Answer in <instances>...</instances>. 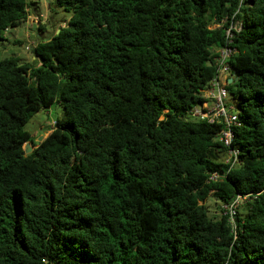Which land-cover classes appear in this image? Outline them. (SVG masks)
Listing matches in <instances>:
<instances>
[{
    "label": "trees",
    "instance_id": "16d2710c",
    "mask_svg": "<svg viewBox=\"0 0 264 264\" xmlns=\"http://www.w3.org/2000/svg\"><path fill=\"white\" fill-rule=\"evenodd\" d=\"M32 4L0 0V41ZM59 8L70 17L34 47L35 65L0 60V264H264V0ZM226 46L231 170L223 125L188 116ZM55 102L62 116L39 142L26 124ZM238 195L232 226L224 205Z\"/></svg>",
    "mask_w": 264,
    "mask_h": 264
},
{
    "label": "rangeland",
    "instance_id": "374dc122",
    "mask_svg": "<svg viewBox=\"0 0 264 264\" xmlns=\"http://www.w3.org/2000/svg\"><path fill=\"white\" fill-rule=\"evenodd\" d=\"M55 0H33L32 6L29 8L31 15L29 19L17 27L10 28L5 32V40L0 41V60L9 57H18L21 63L36 64L33 53L34 47L39 41H44L53 36L57 29L65 27L70 17V13L60 8L53 9ZM56 9V8H55ZM39 18L42 20L39 21ZM30 47V49H27ZM62 106L55 102L49 108H43L36 113L26 124V129L31 132L37 140L42 136L46 138L52 131L57 118L62 116ZM26 147V146H25ZM34 149V147H33ZM210 213L219 216L220 200L214 196H210L206 202ZM243 210V204L240 207Z\"/></svg>",
    "mask_w": 264,
    "mask_h": 264
},
{
    "label": "built area",
    "instance_id": "2783aa9c",
    "mask_svg": "<svg viewBox=\"0 0 264 264\" xmlns=\"http://www.w3.org/2000/svg\"><path fill=\"white\" fill-rule=\"evenodd\" d=\"M42 19L39 18V21ZM30 49V47H27ZM234 50L230 47H223L219 50L216 58L217 73L210 82L204 96L208 100L203 106H196L188 113L189 118L207 121L208 123H220L223 128L219 134L220 140L228 148L224 163L229 166V170L240 164V150L233 146L234 127L240 125L239 113L233 104L229 103V91L227 84L230 79H234L231 72L229 60ZM222 175L218 172L211 173L209 181H218ZM244 197L238 195L229 204L224 205V214L228 216L229 223L235 226V216L243 202Z\"/></svg>",
    "mask_w": 264,
    "mask_h": 264
},
{
    "label": "water",
    "instance_id": "95a60500",
    "mask_svg": "<svg viewBox=\"0 0 264 264\" xmlns=\"http://www.w3.org/2000/svg\"><path fill=\"white\" fill-rule=\"evenodd\" d=\"M59 32V31H58ZM233 81V79L231 80L230 79V82H232ZM43 137L44 136H42L40 139H38V141L39 142H42L43 141ZM26 147H25V150H24V154H29V153H31L32 152V150H33V147L31 146V144L28 142V143H26V145H25Z\"/></svg>",
    "mask_w": 264,
    "mask_h": 264
},
{
    "label": "crops",
    "instance_id": "0c3cea01",
    "mask_svg": "<svg viewBox=\"0 0 264 264\" xmlns=\"http://www.w3.org/2000/svg\"><path fill=\"white\" fill-rule=\"evenodd\" d=\"M59 30L57 29V32H58Z\"/></svg>",
    "mask_w": 264,
    "mask_h": 264
}]
</instances>
